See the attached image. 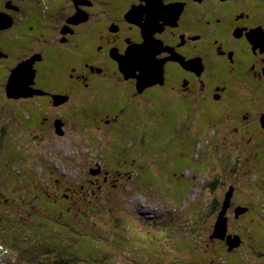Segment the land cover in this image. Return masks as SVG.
Listing matches in <instances>:
<instances>
[{
	"label": "rangeland",
	"instance_id": "obj_1",
	"mask_svg": "<svg viewBox=\"0 0 264 264\" xmlns=\"http://www.w3.org/2000/svg\"><path fill=\"white\" fill-rule=\"evenodd\" d=\"M11 1L39 10L70 6L68 0ZM1 95L0 264H52V259L69 264H192L202 259V264H216L221 258L227 264H264V203L251 189L262 178L247 167L245 148L227 145L234 123L224 121L222 132L213 135V129L200 128L204 118L199 117L183 131L177 112V131L187 136L168 139L156 135L152 116L144 118L152 129L128 137L127 160L136 159L125 166L130 177L115 183L110 158L116 152L108 148L115 137L91 138L97 129L87 125L90 118L75 119L80 115L67 116L62 133L40 130L36 122L47 121L31 122L25 114L34 115L27 109L31 99ZM223 150L232 156L223 160ZM94 168L109 173L105 181H96V189L89 181ZM232 188L226 237H237L238 244L226 251L208 237L217 220L213 201L223 202ZM252 195L260 215L242 206ZM61 197L70 201L65 210L57 203ZM238 209L243 211L234 217Z\"/></svg>",
	"mask_w": 264,
	"mask_h": 264
},
{
	"label": "flooded vegetation",
	"instance_id": "obj_2",
	"mask_svg": "<svg viewBox=\"0 0 264 264\" xmlns=\"http://www.w3.org/2000/svg\"><path fill=\"white\" fill-rule=\"evenodd\" d=\"M0 1L1 16L10 20L0 25V99L23 63L27 94L10 99L32 100L27 109L34 115L25 114L47 121H35L40 130L62 133L64 119L80 115L75 119L90 118L87 125L97 129L91 138L115 137L108 144L116 152L113 182L130 177L125 166L136 158L127 160L126 141L152 129L148 116L156 135L168 139L187 136L177 131V112L183 131L203 117L200 128L220 134L229 121L228 146L245 148L244 161L264 154V0H68L66 8L40 10ZM146 59L152 83L138 88L137 67ZM223 152V160L232 156ZM94 170L89 181L96 189L109 173ZM208 238L229 251L224 240Z\"/></svg>",
	"mask_w": 264,
	"mask_h": 264
},
{
	"label": "water",
	"instance_id": "obj_3",
	"mask_svg": "<svg viewBox=\"0 0 264 264\" xmlns=\"http://www.w3.org/2000/svg\"><path fill=\"white\" fill-rule=\"evenodd\" d=\"M6 17L1 16L0 14V25L2 27H6L10 24V20H5ZM27 66H25L23 63L19 64L15 70H13L9 76L8 82L6 84V96L8 98L12 97H22L25 94H27V84L26 81V73L27 70H24ZM139 70V74L136 75L137 78V86L138 88L146 87L147 85L152 83L153 78V67L151 61L149 59L142 60L140 62V65L137 67ZM21 74L23 75V79H21ZM261 123L262 126H264V116L261 117ZM232 195V189H230L226 196L225 200L222 202L221 209L219 210L217 214V220L213 226V234L210 235V238H218L220 240L224 239L226 237V217L225 212L229 206V199ZM243 210L238 209L234 212V217H238L239 214H241ZM226 240L228 241L227 246L228 250L231 249V247L238 244L237 237L234 239H231L229 236L226 237Z\"/></svg>",
	"mask_w": 264,
	"mask_h": 264
},
{
	"label": "trees",
	"instance_id": "obj_4",
	"mask_svg": "<svg viewBox=\"0 0 264 264\" xmlns=\"http://www.w3.org/2000/svg\"><path fill=\"white\" fill-rule=\"evenodd\" d=\"M176 121H178V118H177ZM29 126L30 125L28 124V127ZM124 155L125 154H121L118 157L121 158V159H123L124 158L123 157ZM247 164H248L247 167H249V168L251 167L252 169L255 170L256 174H258L259 177H262V179H260V181L257 180L258 182H255L254 188L251 187V189L254 191L255 196L258 197V199L260 200L259 203H261V202L264 203V154L258 155V158L256 160H253V158L250 159V160H248L247 161ZM252 190H250V191H252ZM234 192H235V188H234ZM234 192H233V188H232V195L230 196V198H232V197L235 196V193ZM62 194H63V196H65V195L68 196L69 195V192L62 191ZM253 199H254V195H252L251 199H250V197H248L247 199H245L246 202H243L242 203L243 204L242 206H244V209L247 210L246 213H254V212H256L258 215H260L261 213L260 212H257L258 203L255 205L254 202H253L254 201ZM67 200L68 199H66V197H61L60 199L57 200L58 201L57 203L63 208L62 210H65V209L68 208V205H69V202L70 201H67ZM86 204H87V206L90 205L88 202H86ZM217 205H218V207H217ZM221 205H222V201L221 202L220 201H213V207H214L213 210H216V215L218 214L219 210L221 209ZM86 208H85V210H86ZM211 230H213V227L211 228ZM220 247L221 246L219 245L216 248L219 249ZM226 247L228 248V246H226ZM201 261H202V259H199V260L193 262L192 264H202ZM226 261H229V260H226ZM226 261H224V259L221 258L220 261L217 262L216 264H227L228 262H226ZM230 261H234V260H230ZM62 262H65V261H61V260L60 261H54L52 259V264H56V263L60 264ZM205 264H207V263H205Z\"/></svg>",
	"mask_w": 264,
	"mask_h": 264
}]
</instances>
